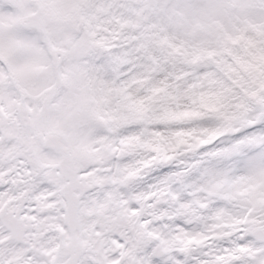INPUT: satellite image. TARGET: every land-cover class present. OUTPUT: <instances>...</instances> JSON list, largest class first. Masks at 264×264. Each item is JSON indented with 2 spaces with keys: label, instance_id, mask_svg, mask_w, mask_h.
Wrapping results in <instances>:
<instances>
[{
  "label": "snow or ice",
  "instance_id": "obj_1",
  "mask_svg": "<svg viewBox=\"0 0 264 264\" xmlns=\"http://www.w3.org/2000/svg\"><path fill=\"white\" fill-rule=\"evenodd\" d=\"M0 264H264V0H0Z\"/></svg>",
  "mask_w": 264,
  "mask_h": 264
}]
</instances>
